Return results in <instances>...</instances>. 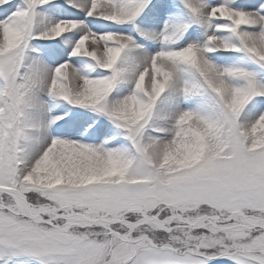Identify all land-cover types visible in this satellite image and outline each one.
Segmentation results:
<instances>
[{"label": "snow or ice", "instance_id": "1", "mask_svg": "<svg viewBox=\"0 0 264 264\" xmlns=\"http://www.w3.org/2000/svg\"><path fill=\"white\" fill-rule=\"evenodd\" d=\"M0 264H264V0H0Z\"/></svg>", "mask_w": 264, "mask_h": 264}]
</instances>
